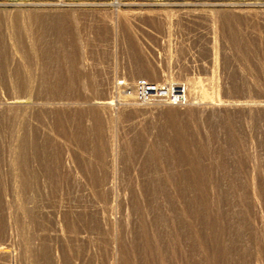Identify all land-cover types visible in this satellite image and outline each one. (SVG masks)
Segmentation results:
<instances>
[{
	"label": "rangeland",
	"instance_id": "rangeland-1",
	"mask_svg": "<svg viewBox=\"0 0 264 264\" xmlns=\"http://www.w3.org/2000/svg\"><path fill=\"white\" fill-rule=\"evenodd\" d=\"M0 264H264V0H0Z\"/></svg>",
	"mask_w": 264,
	"mask_h": 264
},
{
	"label": "built area",
	"instance_id": "built-area-1",
	"mask_svg": "<svg viewBox=\"0 0 264 264\" xmlns=\"http://www.w3.org/2000/svg\"><path fill=\"white\" fill-rule=\"evenodd\" d=\"M168 100H171L172 102H174L173 104H180L179 102L184 103V99L181 97V94L177 92V94H170V96H168Z\"/></svg>",
	"mask_w": 264,
	"mask_h": 264
},
{
	"label": "bare ground",
	"instance_id": "bare-ground-1",
	"mask_svg": "<svg viewBox=\"0 0 264 264\" xmlns=\"http://www.w3.org/2000/svg\"><path fill=\"white\" fill-rule=\"evenodd\" d=\"M20 95V94H19ZM24 96V95H23ZM21 98H23V100L25 99V97H22L21 96ZM182 98H184L183 97V95H182ZM19 100H20V98H18ZM37 99V98H36ZM57 99V98H56ZM63 100V99H62ZM37 101V100H36ZM57 101H59L58 99H57ZM115 102H114V100H110V101H104V102H102V103H100L99 104V106H101V107H108V108H110L109 106H111L112 104H114ZM117 105V104H116Z\"/></svg>",
	"mask_w": 264,
	"mask_h": 264
}]
</instances>
